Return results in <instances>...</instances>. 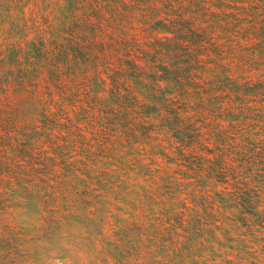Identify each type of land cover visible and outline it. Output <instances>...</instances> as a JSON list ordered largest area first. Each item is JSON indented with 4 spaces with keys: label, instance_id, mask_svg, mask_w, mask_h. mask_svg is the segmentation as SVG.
Masks as SVG:
<instances>
[{
    "label": "trees",
    "instance_id": "trees-1",
    "mask_svg": "<svg viewBox=\"0 0 264 264\" xmlns=\"http://www.w3.org/2000/svg\"><path fill=\"white\" fill-rule=\"evenodd\" d=\"M71 251L264 264V0H0V264Z\"/></svg>",
    "mask_w": 264,
    "mask_h": 264
},
{
    "label": "rangeland",
    "instance_id": "rangeland-1",
    "mask_svg": "<svg viewBox=\"0 0 264 264\" xmlns=\"http://www.w3.org/2000/svg\"><path fill=\"white\" fill-rule=\"evenodd\" d=\"M19 222L22 225H27L28 219L26 217L20 218ZM79 258L76 256V252L71 251L69 252L63 259L59 258L58 256L53 253V257L46 259V264H77L76 262L78 261L79 263H82L85 261V255L79 253ZM82 261V262H81Z\"/></svg>",
    "mask_w": 264,
    "mask_h": 264
}]
</instances>
